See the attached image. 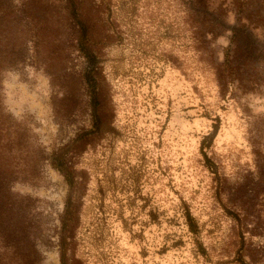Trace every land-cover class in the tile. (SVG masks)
<instances>
[{"label": "rangeland", "instance_id": "obj_1", "mask_svg": "<svg viewBox=\"0 0 264 264\" xmlns=\"http://www.w3.org/2000/svg\"><path fill=\"white\" fill-rule=\"evenodd\" d=\"M15 2L30 61L4 73V103L30 128L32 159L57 151L74 165L71 186L49 159L38 183L14 187L32 197L42 264H61L69 199L68 264H264V0H209L211 14L181 0H81L97 116L68 0ZM234 25L259 58L233 42Z\"/></svg>", "mask_w": 264, "mask_h": 264}, {"label": "trees", "instance_id": "obj_2", "mask_svg": "<svg viewBox=\"0 0 264 264\" xmlns=\"http://www.w3.org/2000/svg\"><path fill=\"white\" fill-rule=\"evenodd\" d=\"M181 1L189 12L194 10L199 14L209 13L207 9L209 0ZM68 4L72 8V19L79 28L78 49L88 59L85 78L90 84L92 103L97 116L101 92L96 78L91 77L99 73L100 61L88 45L92 28L88 20L82 16L81 0H68ZM215 24L217 25L215 22L207 26L208 32H214ZM231 29L232 40L240 50L242 49V53L247 58H259V51L255 50L251 42L252 35L247 28L244 25H234ZM17 39L20 46L18 50ZM28 49L24 37L17 38V3L15 0H0V264H42L44 260L39 243L41 245V242L45 241L37 235V228L32 225L29 215H26V208L31 204L32 197L17 193L14 189L15 184L19 181L38 183L43 175V161L49 159L51 166L63 174L67 183L70 186L74 184V165L68 162L67 153L54 151L53 155L48 157L40 149L36 157L33 159L30 157V128L27 123L17 120L4 103V73L17 71L18 67L29 64ZM229 62L231 63L232 60ZM92 79L95 83H91ZM84 144L85 141L82 140L75 145V150L83 148ZM206 159L209 161L207 154ZM78 220V210L69 199L67 208L61 216L62 226L59 235L61 264H68V250L72 244L71 240L76 239ZM188 224L192 232L198 230L197 221L190 213H188Z\"/></svg>", "mask_w": 264, "mask_h": 264}]
</instances>
